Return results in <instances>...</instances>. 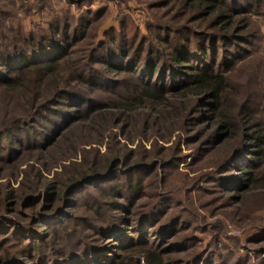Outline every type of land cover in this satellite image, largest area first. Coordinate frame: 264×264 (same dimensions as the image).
Returning a JSON list of instances; mask_svg holds the SVG:
<instances>
[{
    "label": "rangeland",
    "instance_id": "1",
    "mask_svg": "<svg viewBox=\"0 0 264 264\" xmlns=\"http://www.w3.org/2000/svg\"><path fill=\"white\" fill-rule=\"evenodd\" d=\"M224 1L234 10L230 8L233 25L220 31L213 17L201 18L181 8L179 0H0L1 55L12 53V45L23 49L27 38L32 44L41 36L52 41L55 24L66 29V36L78 30V38L67 37L71 45L59 74L73 83L77 70L92 64L102 70L106 81L95 88L74 82V89L106 104L100 112L109 118L97 133L85 134L70 120L53 132L52 124L41 119L42 124L0 137V264H40L39 255L45 264H56V258L61 264H114L120 259L135 264L136 257L140 264H264V157L249 152L252 143L241 142L243 133L252 130L238 118L246 107L264 122V0ZM223 34L227 37L218 36ZM210 39L216 44L207 49L206 60L211 57L214 69L226 77L230 96L225 106L237 120L233 138L218 132L208 101L192 93L182 100L169 84L164 89L176 109L170 119L156 123L153 113L145 120L149 111L142 104L134 110V120H127L114 107L135 72L104 73V63L90 61L91 51L108 41L116 47L112 51L122 49L133 59L138 54V68H145L150 58L161 63L152 83L158 85L157 78L169 83V75L177 76L171 49L205 45ZM175 77L173 82L179 81ZM123 81L124 86H116ZM39 97L51 98L41 89ZM60 101L51 107L74 109ZM21 102L16 95L0 93V126L21 116ZM46 117L60 119L51 113ZM58 137L60 148H51ZM69 144L75 151L63 154ZM88 165L94 166L86 172L91 177L87 183L65 192L67 204L62 196L55 201L53 194L65 177ZM247 173L255 174L257 182H247ZM39 182L44 183L38 187ZM47 183H52L51 191ZM116 184L124 189L117 192ZM26 187L38 191L26 194ZM39 193L41 200L29 204L36 199L30 195ZM21 235H31L32 241ZM129 241L135 244L121 248ZM138 247L154 256L137 254Z\"/></svg>",
    "mask_w": 264,
    "mask_h": 264
},
{
    "label": "trees",
    "instance_id": "2",
    "mask_svg": "<svg viewBox=\"0 0 264 264\" xmlns=\"http://www.w3.org/2000/svg\"><path fill=\"white\" fill-rule=\"evenodd\" d=\"M179 1L181 8H186L187 10L192 9V11L197 12L201 18L213 17L216 22L215 25H219L220 31L229 30L233 25L231 12L232 8L224 0ZM232 11L234 10L232 9ZM51 30V34L49 35L50 38L52 37V41L50 42H45L44 40L47 38H42L41 36L36 38V43L32 44L29 38H27L24 41L25 47L23 49L20 50V48L18 49V47H16L19 44L12 45V49H14L12 50V53L4 55L0 54V93L13 94L22 100L20 104L22 112L21 116L17 118L12 117L8 123L6 122L5 125H1L0 137H7L13 134V132H18L20 129L25 128L24 126H28L29 124H42V122L39 121L41 119H45L46 122L48 121L50 124H52L53 132L57 131V129L60 127L61 129L65 127L67 121L70 120L71 122L81 125L80 128L85 134H89L91 132L97 133L102 127L103 122L109 119L107 117V113L103 114L100 112V110H104V108L107 107L106 104H99L95 99L87 98V96L85 97V95H82L78 90L74 89V86L76 85L74 82H80L82 84L84 83L85 85L88 84L89 86L95 88L103 81H106V76H104L102 70L96 69L91 63L92 66L89 64L90 68L88 67V70L85 69V71L82 72H78V70L76 71L73 78V83H71V81L69 82L67 77L59 74V70L63 64L62 59L69 53V48L71 45L70 43L68 45L67 41L69 38L71 40L76 39V37L78 38V30H75L72 35H68L72 36L69 38L66 36V29H60L59 24L52 25ZM60 32L62 38L56 39L55 35L59 34ZM218 36L227 37L225 34ZM216 40H218V38ZM216 40H205L207 41L205 45L198 44L196 47H190L187 45L184 46L183 49H171V55L169 57L171 59L172 65L177 69V76L175 77L173 75H169V77L172 78L169 83L160 81L157 78L156 80L159 82L158 85H154L152 83V77L154 72L159 74L161 63L158 64L157 61L150 58L145 61V68H138L135 64V58L138 54H133V56H135L133 59L128 57L126 52L122 49L118 48L117 51H112L116 47H111L108 45V41H101L99 45H97L91 51L90 61L93 62V60H96L98 62L104 63V73L113 72L114 74H120L123 72L130 74L131 72H135L136 75H132L133 81H127L132 85L125 83L126 87H128V92L126 91L127 93H125V95L121 94V97H119L120 103L116 104L114 107V110L121 109L120 114L127 118V120H134V110L136 107H139L142 104L146 105L149 111L145 115V120L149 121V118L151 119V114L153 113H156V115L154 114L156 116L154 117V121L156 123L161 118L170 119L176 109H174V104L173 102H170L168 99L169 96L166 93L167 91L164 89L165 86L169 84L171 86H176L174 90L180 91L178 96H180L182 100L183 98L187 97L188 93H192L193 95L200 96L208 101L211 108L210 110L213 114L212 118L218 132H221L222 130L225 138H233L238 133L236 129L237 120L232 114L230 107L225 106L226 101H228V97L230 96L227 91L226 77L220 70L214 69V63L211 57L210 60H206V58L209 56L207 49H209L210 45H215ZM165 41L167 42L168 40L166 39ZM139 69L140 72H138ZM182 72H184L183 75L180 74ZM174 77L178 78L179 81L173 82L175 80ZM121 85L124 86V81L122 83L116 84V86ZM40 89L49 91L51 98L47 97L40 100ZM61 99H65L67 106L70 108L73 107L74 109H71V111L53 109L51 105L60 104ZM79 103H86V107L80 108ZM43 113L46 114V116H48L50 113L57 117L60 116V119H56L54 117L47 118L43 115ZM238 116L239 121H241V125L244 127V129L249 128L252 130V133H243L244 136L241 139V142H246L245 144L252 143L253 147L255 148L249 150V152L256 151L254 154L259 156L258 158L264 157V122L257 120L255 111L252 108L248 109L246 107H242ZM100 117L102 119H97ZM63 137L65 141L67 139L66 135ZM58 139L59 137L52 142L51 148H60L61 141H58ZM238 141L239 139L237 137L236 142ZM72 150L73 152L75 151V149H72L69 144L62 150V152L63 154H68L71 153ZM50 151L51 150L48 152ZM249 152L246 154H251ZM17 153L19 152L15 153L12 151V154L17 155ZM254 154L252 153V155ZM68 156H71V154ZM245 157L247 158V156ZM108 160L109 158L106 160V163ZM114 160L116 161V159ZM113 161L110 164L111 166L109 165L110 167H113L115 163ZM93 166L94 165H88L86 167H82L81 169L75 170L71 175L66 176L65 179L60 183L61 188H59L58 191L53 194L55 201H60L62 196L61 200L67 204L68 197L64 196L65 192L66 195H68L73 190H76L80 184L87 183L91 177H86V172L90 170L92 171ZM238 170L241 173L245 172V170L240 166L238 167ZM246 175L247 176L244 179L247 180V182H257L258 177L255 174L247 173ZM43 183L44 182H39L38 187ZM116 185L117 186H114V189H118L117 192H119L121 189H124L122 186L123 184ZM45 186L51 191L52 183H47ZM38 187H26V190L29 191L25 192L28 194V192L38 191ZM263 189L260 192H264ZM133 190H135V187L128 189L126 192H131ZM40 194L41 193L37 194L38 196L35 197L34 195H30L31 198L36 199L29 204L37 202V200H41V197H39ZM119 194L122 195L124 193L121 191ZM68 206L70 205L68 204L65 207ZM27 232H25V234H29ZM21 236L27 238L29 242L32 241L30 240L31 235H29L30 237L27 235ZM36 237V235L32 236L34 239ZM130 242L131 241L128 242L129 245H122L121 248H128V246H133V244H135ZM33 248L38 249V244L33 243ZM134 251H138L137 254H148L150 258L154 256L152 252H149V250L144 248L138 247L134 249ZM37 257H39L37 258L39 259L38 263L45 264V260L41 259V257H43L42 255ZM54 261L56 264H61V262H63L61 259L57 258ZM149 263L152 264L153 261L150 260ZM114 264L124 263L120 259ZM135 264H140V257H136Z\"/></svg>",
    "mask_w": 264,
    "mask_h": 264
}]
</instances>
